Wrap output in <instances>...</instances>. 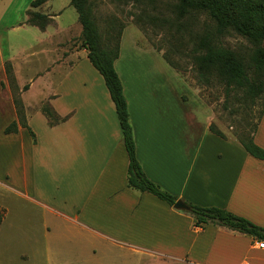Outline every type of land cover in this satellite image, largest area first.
Returning <instances> with one entry per match:
<instances>
[{
    "label": "crops",
    "instance_id": "obj_1",
    "mask_svg": "<svg viewBox=\"0 0 264 264\" xmlns=\"http://www.w3.org/2000/svg\"><path fill=\"white\" fill-rule=\"evenodd\" d=\"M32 1L0 0V23L11 7L25 12L0 25V190L39 209L46 259L59 262L51 254L58 244L68 250L63 264H102L95 257L100 251L138 254L150 264H264V249L257 245L264 241L213 225L195 228L185 211L127 188L128 158L106 87L98 78L95 86L76 83L78 74L86 79L92 71L86 51L62 50L51 25L41 31L26 24L28 11L40 12L49 3L32 9ZM150 52L161 57L173 85L174 69ZM6 63L21 91L28 83L20 95L28 129L8 135L3 131L17 116L2 89ZM159 84L146 97L127 90L135 155L146 178L177 201L224 209L264 228V160L249 156L236 140L213 135L209 121L199 146L189 147L187 114L183 120L182 107L172 110L170 93ZM35 87L42 97L29 101ZM42 102L65 120L50 127L39 111ZM254 143L264 150V112Z\"/></svg>",
    "mask_w": 264,
    "mask_h": 264
},
{
    "label": "rangeland",
    "instance_id": "obj_2",
    "mask_svg": "<svg viewBox=\"0 0 264 264\" xmlns=\"http://www.w3.org/2000/svg\"><path fill=\"white\" fill-rule=\"evenodd\" d=\"M69 1L71 2V0H48V5L41 7L44 9H40V13L51 19L53 17L55 20L56 23L51 20L50 25L53 29L50 35L60 42L62 50L80 51L83 49L80 38L81 26L78 23L77 13ZM87 3L102 37L105 36L108 24L112 21L118 29L122 28L119 61L115 62L114 67L123 88L126 89L127 94L124 93V97L127 102L128 99L131 101L128 91L131 90L133 93L132 90L139 89L146 97L149 96L147 93H151L152 84L161 82L159 85L162 88L166 86L170 93L172 110L177 108L181 110L180 107H182L183 120L187 114L189 147L193 148L198 147L200 139L205 137L208 121L213 129L225 137L224 139L219 137L222 141L235 140V135L251 131L256 126L262 111L263 99L260 98L254 103L243 101L240 91H232L226 95L224 87L214 79L208 84H200L197 81L194 62L195 37L189 36L188 32L183 30L178 32L171 26L172 16L165 5L135 0H87ZM0 11H3L1 6ZM18 14L21 19L25 12L22 9L18 13L14 12L11 7L5 12L0 25L3 27L6 24L15 23L19 18ZM200 21L202 22L203 18H200ZM191 30L199 32L200 26L197 25ZM25 38L29 40L28 35ZM127 40L135 48L129 47ZM223 44L230 49L240 51L245 57L251 48L240 37H228L223 40ZM150 50L166 57L173 65V85L169 81V69H164L166 65L160 59L161 57L157 58ZM88 68L92 70L91 74L87 73L86 79L78 74L76 83L82 84L86 80L95 86L96 78H98L105 86L98 72L90 65ZM27 85L28 83H25V86ZM2 89L6 90V95L10 99L14 95L20 98L23 91L16 85H10L7 79ZM40 94V88L35 87L29 95V101L36 102L41 99ZM201 104L206 108L203 109ZM32 111L34 109L28 113ZM204 111L208 112L209 117ZM26 114L24 110V117ZM173 116L175 119L180 114ZM34 127L40 132L37 122ZM0 215L3 217L0 226V264H63L62 261L68 259V250L58 244L56 246L60 249L51 251V254L55 256L54 259L59 260L58 263L44 256V236L41 232L43 220L38 208L26 204L14 193L1 189ZM24 254L29 255L25 261L21 258ZM95 255L102 264H150L152 261L129 252L100 251Z\"/></svg>",
    "mask_w": 264,
    "mask_h": 264
},
{
    "label": "trees",
    "instance_id": "obj_3",
    "mask_svg": "<svg viewBox=\"0 0 264 264\" xmlns=\"http://www.w3.org/2000/svg\"><path fill=\"white\" fill-rule=\"evenodd\" d=\"M48 0H33L31 8L36 9ZM131 1V0H121ZM146 1L154 5H165L172 16L171 26L176 31L188 32L195 37L194 56L197 81L208 84L214 79L221 84L226 95L232 91H240L243 101L254 103L262 98L263 105L258 123L264 112V0H135ZM71 6L77 13L81 26V43L87 53V59L99 73L114 105L122 136V144L127 154V188L140 193H148L160 201L173 207L177 198L163 191L144 175L135 155L133 130L130 124L127 102L114 63L119 57L122 28H117L115 22H110L102 37L93 19L87 0H71ZM203 18V21H200ZM51 18L38 11H28L26 24L44 31L51 23ZM200 26L199 32L191 29ZM228 37H240L250 45V51L242 54L223 44ZM163 59L173 65L163 56ZM6 79L10 85H16L12 68L9 63L4 65ZM17 87V85H16ZM28 89L23 87V91ZM13 93V92H12ZM17 120L4 129V134H15L19 128L28 129L24 107L20 98L12 96ZM39 111L47 119L50 127L63 122L49 106L42 102ZM253 130L235 135V140L244 151L254 159L264 160V150L254 143L257 126ZM210 132L224 139L225 137L210 125ZM30 132V131H29ZM32 137L34 135L30 132ZM185 204L189 214L194 219L195 228L213 225L243 234L257 241H264V228L255 226L247 219L233 215L219 208H202ZM2 216L0 215V224Z\"/></svg>",
    "mask_w": 264,
    "mask_h": 264
},
{
    "label": "water",
    "instance_id": "obj_4",
    "mask_svg": "<svg viewBox=\"0 0 264 264\" xmlns=\"http://www.w3.org/2000/svg\"><path fill=\"white\" fill-rule=\"evenodd\" d=\"M173 208L176 210L185 211V212L189 211V207L180 200L176 201Z\"/></svg>",
    "mask_w": 264,
    "mask_h": 264
},
{
    "label": "built area",
    "instance_id": "obj_5",
    "mask_svg": "<svg viewBox=\"0 0 264 264\" xmlns=\"http://www.w3.org/2000/svg\"><path fill=\"white\" fill-rule=\"evenodd\" d=\"M259 248L264 249V242H260L257 244Z\"/></svg>",
    "mask_w": 264,
    "mask_h": 264
}]
</instances>
